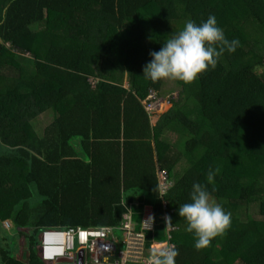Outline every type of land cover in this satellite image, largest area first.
Instances as JSON below:
<instances>
[{
    "label": "trees",
    "instance_id": "16d2710c",
    "mask_svg": "<svg viewBox=\"0 0 264 264\" xmlns=\"http://www.w3.org/2000/svg\"><path fill=\"white\" fill-rule=\"evenodd\" d=\"M210 14L240 46L178 81L179 98L154 125L144 101L165 79L144 78L149 53ZM261 42L264 0H0V221L13 220L27 248L19 258L0 246V264H46L43 230L119 226L136 196L135 223L153 205L149 246L173 244L176 264H264ZM47 113L54 120L41 132ZM169 130L180 147L163 137ZM196 182L232 220L199 251L177 214Z\"/></svg>",
    "mask_w": 264,
    "mask_h": 264
},
{
    "label": "clouds",
    "instance_id": "9594fccd",
    "mask_svg": "<svg viewBox=\"0 0 264 264\" xmlns=\"http://www.w3.org/2000/svg\"><path fill=\"white\" fill-rule=\"evenodd\" d=\"M239 46L238 39L229 41L226 38L215 15L210 14L200 23L189 20L181 30L164 41L159 51L149 53L151 59L143 68V76L153 83L170 79L190 84L203 72L215 69L225 51L235 53ZM218 173V168L209 169L206 177L208 184L214 182ZM163 195L164 190L160 189V196ZM189 200L178 207L177 214L185 220V230L194 235V247L199 251L230 228L231 213L226 212L221 204L211 201L207 186L199 182L193 183ZM165 221L169 225L172 218L166 216ZM178 254L174 246L154 244L149 250L147 264H176Z\"/></svg>",
    "mask_w": 264,
    "mask_h": 264
},
{
    "label": "built area",
    "instance_id": "2783aa9c",
    "mask_svg": "<svg viewBox=\"0 0 264 264\" xmlns=\"http://www.w3.org/2000/svg\"><path fill=\"white\" fill-rule=\"evenodd\" d=\"M158 94L153 91L144 101L151 117L158 114L165 104V100ZM160 178L165 194L170 187L165 170L160 172ZM166 216L170 214L166 213L163 218ZM6 223L10 227V222ZM155 229L156 217L153 209H145L141 226L135 223L134 211L128 209L119 226H78L43 230L37 245L38 255L46 264H57L63 260H68L65 264H81L80 252L84 250L83 264H147L149 250L154 245L153 243L149 246L148 232ZM171 230L173 227L168 225V231Z\"/></svg>",
    "mask_w": 264,
    "mask_h": 264
},
{
    "label": "rangeland",
    "instance_id": "374dc122",
    "mask_svg": "<svg viewBox=\"0 0 264 264\" xmlns=\"http://www.w3.org/2000/svg\"><path fill=\"white\" fill-rule=\"evenodd\" d=\"M255 46L260 53L264 54V42L255 44ZM181 90H182V86L179 84L178 81L165 79L164 86L160 91V93L158 94L159 97L165 100V104H163L158 114L152 116V119L154 121L157 122V120H159L162 114L168 112L173 107L172 98L178 99ZM53 120H54L53 113L43 114L36 120V125L38 129L41 130L42 132L49 124L53 122ZM163 137L169 142L177 144L179 147H180V143H182L179 133L173 130L166 131ZM262 182L264 184V178H262ZM127 197L129 196L127 195ZM134 200L135 202H140L141 199L138 196H136ZM135 213L136 215H139L140 213L138 210V206H136L135 208ZM137 221L141 222L142 218L138 217ZM6 225L7 223L4 225L0 221V246L1 247L4 246L5 248L9 247L14 256H18L19 258H21L24 253L23 251L27 249L24 246L25 245L24 237H19L15 232V229L17 228L13 220H11L10 222L11 229L10 227H8V225L7 226ZM24 231H28V229H24ZM118 234L120 235L121 232H118ZM5 237L6 240H4ZM37 253H38V248H37Z\"/></svg>",
    "mask_w": 264,
    "mask_h": 264
},
{
    "label": "crops",
    "instance_id": "0c3cea01",
    "mask_svg": "<svg viewBox=\"0 0 264 264\" xmlns=\"http://www.w3.org/2000/svg\"><path fill=\"white\" fill-rule=\"evenodd\" d=\"M161 117V116H160ZM152 118V117H151ZM160 119V118H159ZM157 122H158V120H157ZM156 121H154L153 119H152V123L155 125L156 123H157ZM162 171V170H161ZM160 171V172H161ZM160 175V174H159ZM160 183H161V178H160ZM140 204V202H135V200L133 201V203L128 207V209H134V205H139ZM127 209V210H128ZM145 209H153L154 210V207H153V205H151V204H147L146 206H145V208H144V211H145ZM5 229H6V227H5ZM11 229V228H10Z\"/></svg>",
    "mask_w": 264,
    "mask_h": 264
},
{
    "label": "water",
    "instance_id": "95a60500",
    "mask_svg": "<svg viewBox=\"0 0 264 264\" xmlns=\"http://www.w3.org/2000/svg\"><path fill=\"white\" fill-rule=\"evenodd\" d=\"M81 256H82V259H81V264H83V259H84V253L85 251L84 250H81ZM68 260H63L60 264H64L65 262H67Z\"/></svg>",
    "mask_w": 264,
    "mask_h": 264
}]
</instances>
